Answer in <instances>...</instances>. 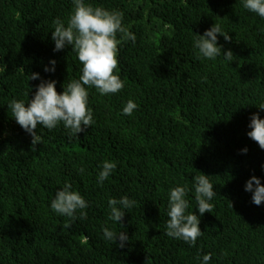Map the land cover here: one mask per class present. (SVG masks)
<instances>
[{
  "label": "trees",
  "instance_id": "1",
  "mask_svg": "<svg viewBox=\"0 0 264 264\" xmlns=\"http://www.w3.org/2000/svg\"><path fill=\"white\" fill-rule=\"evenodd\" d=\"M123 13L135 35L118 45L124 88L88 89L94 124L69 137L62 124L36 131L42 144L12 118L8 104L33 98L41 80L57 92L82 74L71 46L54 51L53 20L67 22L72 0H0V264H264V202L246 181L264 184V149L248 137L250 118L264 119V18L243 0H85ZM220 25L223 53L198 58L194 40ZM119 38V34H118ZM55 60V71L50 61ZM38 73L39 79L29 80ZM137 108L122 113L127 101ZM247 148V153L241 150ZM116 164L103 184L102 163ZM80 168L84 171L81 173ZM209 176L212 213L200 216L193 179ZM65 182L87 201L86 218L69 221L51 207ZM186 187L188 212L200 218L195 245L166 235L169 191ZM127 196L122 223L108 219L109 198ZM71 223V227H64ZM129 237L106 240L103 228Z\"/></svg>",
  "mask_w": 264,
  "mask_h": 264
},
{
  "label": "clouds",
  "instance_id": "2",
  "mask_svg": "<svg viewBox=\"0 0 264 264\" xmlns=\"http://www.w3.org/2000/svg\"><path fill=\"white\" fill-rule=\"evenodd\" d=\"M73 9L67 22L56 18L53 20L54 30L52 40L55 43L54 51L63 50L71 46L78 61L82 65L81 75L63 85V92H57L56 81L41 80L36 85L33 98L27 103L23 100L13 99L7 106L11 109L12 118L32 137V148L43 143V138L36 131L38 125L52 130L62 124L68 130L69 137H77L86 128L94 124L92 110L88 108V89L95 87L101 95L116 94L124 88V82L120 76L114 74L118 67V45L131 40L135 43L136 37L123 25V13L115 10H107L103 7H93L85 0H72ZM243 6L250 12L264 18V0H243ZM119 34V38H118ZM222 35L225 41L232 37L224 33L218 24L206 30L194 40V48L198 49V58L215 59L223 53L225 61L233 60V52H222V46L218 45L217 35ZM52 68L45 67V72L55 71V60L50 61ZM38 73L29 75V80L39 79ZM137 108L132 101H127L122 109L124 115H131ZM264 110V104L259 105ZM248 137L255 141L261 149H264V119L259 113H254L250 118ZM247 153L248 149L241 150ZM264 167V165H262ZM116 164L105 160L102 170L97 176L99 184L108 179L115 170ZM79 171L83 173L84 169ZM209 176L201 173L193 179L194 199L198 212L202 216L205 212L212 213L213 205L209 203L215 195L214 186L210 183ZM245 191L252 193V202L259 206L264 202V184L260 178L251 176L245 184ZM188 194L186 187H174L169 191L168 212L169 219L166 223V235L182 239L190 245H195L198 237L203 232L199 228L200 218L193 211L188 212L189 201L185 198ZM134 200L127 196L120 199L109 198V220L122 223L125 216L124 209H130L135 205ZM51 209L60 216H67L69 221L84 219L87 213L83 211L88 207L87 201L78 192L72 189L69 182H65L62 189L55 193L51 200ZM64 227H71V223H65ZM103 236L106 240L116 242L123 248L129 237L124 232L116 233L103 228ZM211 254H205L202 264H208Z\"/></svg>",
  "mask_w": 264,
  "mask_h": 264
}]
</instances>
